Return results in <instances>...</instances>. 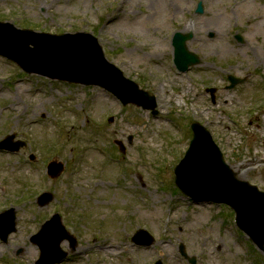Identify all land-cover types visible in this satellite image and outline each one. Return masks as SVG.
Listing matches in <instances>:
<instances>
[{"label":"rangeland","instance_id":"1","mask_svg":"<svg viewBox=\"0 0 264 264\" xmlns=\"http://www.w3.org/2000/svg\"><path fill=\"white\" fill-rule=\"evenodd\" d=\"M261 19L264 0H0V22L17 29L94 36L105 60L155 105L154 114L123 106L99 86L27 75L0 57V143L20 144L0 151V211L13 209L16 218V233L0 241V264H34L32 236L56 215L76 239L73 249L60 244L68 253L61 264H189L182 247L196 264H264L228 207L195 204L173 184L197 122L237 177L264 192ZM185 27L199 60L179 72L172 40ZM1 46L18 53L12 42ZM228 75L244 79L237 90L227 89ZM53 160L65 165L55 180L45 173ZM42 192L54 199L38 207ZM139 229L154 238L149 247L135 244L148 240Z\"/></svg>","mask_w":264,"mask_h":264},{"label":"water","instance_id":"2","mask_svg":"<svg viewBox=\"0 0 264 264\" xmlns=\"http://www.w3.org/2000/svg\"><path fill=\"white\" fill-rule=\"evenodd\" d=\"M202 12V5L199 3L196 13L202 14ZM12 33L20 38L19 41H22V37L26 40L24 43H15L17 40L14 41L11 36V41H8ZM191 37V34H176L172 43L174 63L180 72H186L189 67L198 62L197 57L190 53L185 45ZM84 39H88L89 47ZM3 42L6 44L12 42V49L18 53L6 52V48L1 46ZM20 44H24V47L21 48ZM30 45L33 48H30ZM0 55L16 63L27 74H36L50 80L69 83L98 85L115 95L123 104L131 102L143 106L144 109L154 110L152 97L139 91L131 81L125 80L121 73L105 60L102 48L90 34L51 36L28 30H17L8 23H0ZM236 83V80H232L231 86ZM129 91L136 92L137 95L149 100L151 104L128 99ZM192 131L194 137L190 148L174 171L176 185L194 200L226 203L231 206L236 212L239 228L245 231L261 250H264V193L258 192L245 183L236 182L233 173L224 164L219 151L212 143L208 132L196 124L192 126ZM4 143H0L2 150L17 151L19 149V146L12 148ZM48 170L52 177H57L62 171V165L52 163ZM51 200V195L44 194L38 202L40 206H44ZM55 221L59 224L55 218L45 223L39 233L33 237L32 242L38 245L41 251L37 264H56L63 260L64 254L60 251L59 245L68 236L66 234L62 236L65 230L61 224L58 225L60 231L52 227L51 223ZM14 230V214L2 216L0 218L2 239ZM151 242L152 239L149 238V241L139 242V244L149 245Z\"/></svg>","mask_w":264,"mask_h":264},{"label":"bare ground","instance_id":"3","mask_svg":"<svg viewBox=\"0 0 264 264\" xmlns=\"http://www.w3.org/2000/svg\"><path fill=\"white\" fill-rule=\"evenodd\" d=\"M216 17H218V16H216ZM259 17H260V16H259ZM261 21H262V22H261V27L263 28V31H262V32L264 33V19H261ZM111 22H112V20L109 19V23H111ZM189 30H191L190 27H185V28H183V29H182V32H183L182 34H188V33H191V32H188ZM186 32H187V33H186ZM161 48H164V49H165L166 46H165V45H162ZM157 50H158V49H157ZM262 58H264V57H262Z\"/></svg>","mask_w":264,"mask_h":264}]
</instances>
